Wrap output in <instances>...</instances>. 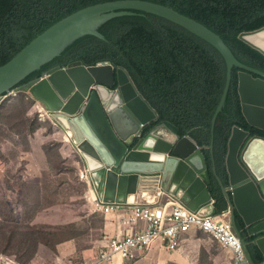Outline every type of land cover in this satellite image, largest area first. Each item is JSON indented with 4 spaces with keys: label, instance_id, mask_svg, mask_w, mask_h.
<instances>
[{
    "label": "water",
    "instance_id": "water-1",
    "mask_svg": "<svg viewBox=\"0 0 264 264\" xmlns=\"http://www.w3.org/2000/svg\"><path fill=\"white\" fill-rule=\"evenodd\" d=\"M143 12L164 18L212 44L225 59L227 80L212 123L225 107L232 69L238 68V94L248 126L264 132V73L240 64L223 39L200 22L161 4L143 0H118L82 9L51 26L9 63L0 68V106L4 94L31 74L60 57L77 40L95 35L110 19ZM264 27L243 32L240 39L264 55ZM257 76V77H255ZM117 90L112 92V89ZM66 132L88 171L94 190L103 200L135 204L148 187L166 191L174 187L192 212L214 204L209 167L201 148L191 137L164 138L144 130L158 120L134 85L130 75L109 62L94 67L81 62L48 71L25 88ZM228 187L214 173L227 202L232 229L245 247L236 214L264 256V138L233 128L226 156ZM155 190V189H154ZM176 197L179 199V196ZM214 210V205L210 206Z\"/></svg>",
    "mask_w": 264,
    "mask_h": 264
},
{
    "label": "trees",
    "instance_id": "trees-1",
    "mask_svg": "<svg viewBox=\"0 0 264 264\" xmlns=\"http://www.w3.org/2000/svg\"><path fill=\"white\" fill-rule=\"evenodd\" d=\"M112 1L118 0H0V68L60 20L87 7ZM143 1L168 6L200 22L223 39L240 64L264 73V55L240 39L243 32L264 27V0ZM132 12L103 24L99 32L104 39L88 35L77 40L60 57L28 76L11 92H24L48 71L78 62L88 67L109 62L126 70L141 96L158 115V120L146 128L143 135L165 126L180 138L188 136L197 143L212 180L213 215L221 216L228 206L214 167L224 187H228L226 156L233 128L249 132L251 137L264 138V132L248 126L242 114L238 94L240 70L232 69L226 104L215 124L211 152L213 118L227 80L225 59L212 44L183 27L152 14ZM236 224L248 242L246 249L254 264H264L262 252L254 244V237L248 236L238 215ZM72 240L73 237L64 233L55 235L43 229L38 232L36 254L34 252L28 261L38 254L40 245L55 250L58 244ZM9 248L8 243L1 245L0 264L27 262L9 254Z\"/></svg>",
    "mask_w": 264,
    "mask_h": 264
},
{
    "label": "rangeland",
    "instance_id": "rangeland-1",
    "mask_svg": "<svg viewBox=\"0 0 264 264\" xmlns=\"http://www.w3.org/2000/svg\"><path fill=\"white\" fill-rule=\"evenodd\" d=\"M6 98L0 110V168L4 170L0 172V249L8 243V253L29 264V257L36 254L38 232L44 229L73 237L79 251L96 249L97 252L102 244L98 239L104 226L103 216L91 209L86 195L89 188L78 179L79 165L85 167L75 146L70 139L67 148L62 145L67 134L52 115H47L44 122L39 120L37 102L27 91H12ZM70 149L77 154L68 155ZM29 160L40 163L39 171L29 172L30 176L26 170ZM23 169L25 177L21 176ZM54 205L67 209L69 215L57 209L56 216H43L50 225L35 222L40 212ZM199 236L207 239L202 234ZM39 257L51 262L42 252ZM136 260H121L120 264H158L157 259ZM203 264H208L207 260Z\"/></svg>",
    "mask_w": 264,
    "mask_h": 264
},
{
    "label": "built area",
    "instance_id": "built-area-1",
    "mask_svg": "<svg viewBox=\"0 0 264 264\" xmlns=\"http://www.w3.org/2000/svg\"><path fill=\"white\" fill-rule=\"evenodd\" d=\"M36 109L41 122L47 120V115H51L39 104ZM79 179L81 183L88 185L90 192L94 190L91 187L92 182L88 171L85 168L82 169L80 165ZM156 194L158 198H161L162 189ZM121 205L102 198L94 202L96 212L119 213L120 221L125 227V234L112 240L100 255L99 262L110 261L118 254L127 260H136L158 238L162 239L170 251H175L180 247L182 235L195 231L209 235L228 250L233 257L232 264H246L244 245L228 220L215 217L212 209H208L210 213L192 212L179 202L157 205L152 209L147 207L148 201L143 203L137 201L135 204L124 203L122 207Z\"/></svg>",
    "mask_w": 264,
    "mask_h": 264
},
{
    "label": "crops",
    "instance_id": "crops-1",
    "mask_svg": "<svg viewBox=\"0 0 264 264\" xmlns=\"http://www.w3.org/2000/svg\"><path fill=\"white\" fill-rule=\"evenodd\" d=\"M170 134L162 133L161 136H163L164 138H170L171 137ZM68 139L69 138L66 136V140H62V145L65 148L68 147V143H69ZM72 151H73V148H72ZM68 153H71V149L68 150ZM21 155H24V154H21ZM37 164H40V163H37ZM37 164H34L31 160H29V163L26 167L27 175L30 176V174H28L29 172L39 171L37 168V166L39 165ZM1 171H4L3 168H0V172ZM21 176L25 177L24 169L21 172ZM86 186L88 187V185ZM91 187L94 189L93 183H91ZM154 189L153 187H148V190L141 191L139 193L138 201H140V203L148 201L149 205H147V207L150 209H152L153 207L157 205H167L173 202H179L180 204L187 207V205L185 204V201L182 200L181 192L176 193L177 196H179V199L176 197V194H174V187H172L168 191L162 189L163 194L161 198H158L156 194L161 189V187L158 186L157 188H154ZM88 192L90 194L89 193L87 194V198L90 201L91 209L95 213L96 211L94 210V202L98 199H101V198L103 199V193L100 192V190L98 191L92 190V192L90 191ZM108 202H116V201H108ZM119 204H122L121 207L124 205V203H119ZM210 206L211 205L209 204L207 205V207L205 206L201 208L199 212L210 213L208 211V209H210ZM49 209H47L48 211L45 210L43 212H40L38 215H41V216L40 217L37 216L35 219V222L50 225L51 224L50 221L46 220V218L44 217L52 218V216L53 217L56 216L54 215V212L56 213L57 209H59V211L63 210L59 205L57 206L54 205ZM214 210H215V207H214ZM67 211H68L67 209L63 210L65 214L69 215ZM97 213L101 215L103 214L102 216H103V222H104L103 229H101V236L98 239L102 241V244L101 246H99V250L97 249V252H96V249L91 250V251L89 249L79 251L77 244L74 240L58 244L55 250L50 249L46 245H40L38 249V254L32 260H30L29 264H120L121 260L126 261L127 259H125V257H122L121 255L118 254L114 256L110 261L106 262L102 260V262H99V260L101 259L100 255L106 250V248L109 246L112 240L116 239L118 236L125 234V227L122 225V221H120L119 213H114V214H109V213H104V212H97ZM225 213L226 211H224L221 216H215V217L221 218L224 220L227 219L230 225L231 224L230 215L229 214L226 215ZM67 224L68 223H66L65 225ZM140 227H143V225H140ZM199 234L204 235L205 237H207V239L201 238ZM242 237L244 239L245 245L247 246L248 242L246 238L243 235ZM180 241H181L180 247L175 251H170V249L162 241V239L158 238L154 240L153 243L149 247H147L144 253H142L136 261H138L139 259L146 258V259H157L158 264H203L204 260H207L208 264H232L233 262V257L231 253L228 250L224 249L217 241H215V239H213L207 234L193 231L185 235H182V238ZM40 252H42L45 256L51 258V262L47 263L43 258L39 257ZM79 253H82L83 255H77ZM227 256H229L228 261L225 260ZM84 257L86 258L89 257L91 259H84ZM74 259L83 261L85 263L83 262L74 263L73 262ZM251 261H252V258H251ZM23 264H27V262ZM246 264L248 263L246 262ZM252 264H254L253 261H252Z\"/></svg>",
    "mask_w": 264,
    "mask_h": 264
},
{
    "label": "flooded vegetation",
    "instance_id": "flooded-vegetation-1",
    "mask_svg": "<svg viewBox=\"0 0 264 264\" xmlns=\"http://www.w3.org/2000/svg\"><path fill=\"white\" fill-rule=\"evenodd\" d=\"M116 90H117V88H114V89H112V92H113V91L115 92ZM164 127H165V126H159V127L156 128L155 130H152L150 133H154V132H155V133H156L157 135H159V136H161L162 133H170V132H169L170 130H169L168 128H166V127L164 128ZM144 132H145V130H144ZM144 132H143V133H144ZM150 133H149V134H150ZM147 135H148V134H147ZM161 137H163V136H161ZM249 237H250V236H249ZM254 244H255V243H254ZM257 247H258V246H257ZM244 248H245V247H244ZM246 259H247V258H246ZM245 263H246V261H245Z\"/></svg>",
    "mask_w": 264,
    "mask_h": 264
},
{
    "label": "bare ground",
    "instance_id": "bare-ground-1",
    "mask_svg": "<svg viewBox=\"0 0 264 264\" xmlns=\"http://www.w3.org/2000/svg\"><path fill=\"white\" fill-rule=\"evenodd\" d=\"M254 40L262 41L264 39V34L254 36ZM147 196V195H146Z\"/></svg>",
    "mask_w": 264,
    "mask_h": 264
},
{
    "label": "clouds",
    "instance_id": "clouds-1",
    "mask_svg": "<svg viewBox=\"0 0 264 264\" xmlns=\"http://www.w3.org/2000/svg\"><path fill=\"white\" fill-rule=\"evenodd\" d=\"M8 94H9V93H8ZM6 96H7V95H6ZM6 96H5V97H6ZM37 104H39V103H37ZM44 109H45V108H44ZM45 110H46V109H45ZM78 154H79V153H78ZM213 205H214V204H213ZM226 214H228V213H226ZM233 231H234V230H233Z\"/></svg>",
    "mask_w": 264,
    "mask_h": 264
}]
</instances>
